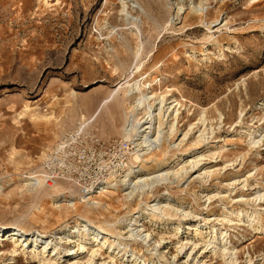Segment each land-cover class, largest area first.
Segmentation results:
<instances>
[{
	"label": "rangeland",
	"instance_id": "obj_1",
	"mask_svg": "<svg viewBox=\"0 0 264 264\" xmlns=\"http://www.w3.org/2000/svg\"><path fill=\"white\" fill-rule=\"evenodd\" d=\"M136 1L147 13L141 16L142 50L138 59L134 58L137 41L125 29L118 0H0V185H4L0 189V225L52 236L61 234L58 230L64 224L70 226L79 220L77 211L86 209L85 202L79 201L73 185L59 180L37 192H27L24 176L37 174L44 154L77 131L81 114L89 119L97 112L81 127L88 143L96 140L110 144L124 139V112L130 113L132 99L123 98L122 93L110 95L133 73V79L142 75L152 91L168 92L172 95L168 100H180L178 133L196 122L197 130L203 113L201 128L219 140L211 149L224 145L213 160L207 157V145L198 150L206 155L201 169L215 166L219 173L185 181L181 186L174 184L170 189L186 210L195 214L192 219L202 224L201 218H208L212 224L220 222L216 218L225 208L257 209L264 226V201L229 200L239 194L245 196L243 199L251 198L256 189L264 188V0H194L195 5L205 3L203 15L188 13L190 0H172L186 10L179 18L174 16L167 30L162 29L174 13L166 0ZM112 27L126 42L108 34ZM138 63L141 66L136 71ZM145 117L139 111L135 123ZM246 126L261 132L258 145H248L247 136L241 133ZM188 147L189 142L183 146ZM229 182L232 184L226 185ZM55 185L76 196L77 211L59 213L52 200L61 188L53 189ZM119 188L115 194L107 192L89 200H99L110 208L93 211L96 223L105 219L114 222L137 206L134 200L124 209ZM156 191L161 193L162 186ZM152 199L150 194L145 197L146 201ZM171 219L181 223L185 231L187 222L194 223L177 215ZM143 225L154 239L164 237L160 250L165 258L152 253L153 244L126 242L130 251L150 264H228L209 250L198 251L197 262L187 259L183 252H177L180 235L173 236L170 225L163 231L161 225L154 227L146 221ZM220 225L234 247L235 253L230 251L236 258L233 264H264V232L252 230L245 222ZM115 233L123 239L128 237L123 231ZM10 248L11 243L5 241L4 250ZM101 253L106 256L104 250ZM102 257L96 256V262ZM8 258L0 254V264H38L27 253L18 254L12 261ZM116 263L129 264L125 257H117ZM137 264H141L139 260Z\"/></svg>",
	"mask_w": 264,
	"mask_h": 264
},
{
	"label": "bare ground",
	"instance_id": "obj_2",
	"mask_svg": "<svg viewBox=\"0 0 264 264\" xmlns=\"http://www.w3.org/2000/svg\"><path fill=\"white\" fill-rule=\"evenodd\" d=\"M118 1L121 6L120 15L126 25L125 29H127L131 37L137 41L138 46L134 51V58L138 59L142 50L141 38L143 19L141 16H145L147 13L136 0ZM179 3L166 0L167 8L171 9L174 14L170 16L165 28L162 30H167V27L172 25L174 16L179 18L180 15L185 12L184 10L186 9ZM204 5V2L195 5L194 0H190L188 13L191 12L196 15H203L206 10ZM134 13H136V15H134ZM116 32L117 29L112 27L108 34L110 36L115 35L120 42H126V38ZM211 39L212 37H209V40ZM140 66V63L135 65L136 71L140 69ZM143 79L142 75L133 79L132 73L122 83L117 84V87L110 95L113 96L122 93L123 98L132 99V105L129 110L130 113L126 115V111L124 112L125 127H122L124 138L131 137V135L135 133V120L139 111L145 114V122L153 124L154 129L152 135H155L154 142H156V145L154 147H146L143 153L134 155V160L138 161L141 165L140 168L137 169L132 176L126 174L119 178L112 191H108V188H102L98 193L91 196L80 197L77 194L79 201L85 202L84 205L86 209L80 211L76 210V196L72 195L73 193L68 194L66 189H62L61 186L55 185L53 189L61 188V191L53 196L55 197V199L52 200L55 208H58L60 214L63 212L66 213L69 210L77 211L79 220L70 226L64 224L63 228L58 230L61 234H54L52 236L41 234L37 230L29 231L17 226L0 225L1 255H7L9 257L8 259L12 261L18 254L27 253L31 259L37 260L38 264H117V257H119L120 260L125 257L129 264H137L138 260L141 264H150L144 258L140 259L138 253L136 254L130 251V243L126 242V240L134 242L139 240L141 244L147 246L153 244L152 248H150V250H154L152 253L158 255L160 258H165L163 251L160 250V245L164 237L159 235L157 240L154 239L151 231H146L144 228L143 222L146 221L151 223L154 227L161 225L160 229L162 231L165 230L166 226L168 227L170 225L171 230H169V232H172V235L177 238L179 235L181 237L182 234H184V236L181 238L179 237L177 241V252H183L187 259H195V262H197L196 254L198 251L201 250L200 253H206V250H209L214 254H220L225 263L233 264L236 262V258L234 257L235 255L230 252L234 251V247L230 246V242L228 241L229 233L223 226H218V223L225 222L228 224L232 221H236L237 223L245 222L252 230H257L260 233L264 232V226L261 224L262 214L257 209L236 210L233 207L225 208L221 216L216 218L217 222H220L211 224L208 218L202 217L201 220L203 223L201 224L198 219H192V216L195 214L191 210H186L180 199L175 198L170 193V189L174 184L181 186L185 181L203 179L204 176L211 177L219 173L215 166H208L207 170L201 169L202 165L205 164L203 160L206 155L198 150L202 149L203 145H207V157L212 159L223 151L224 145L211 149L212 145L219 140L214 137H209L208 129L205 130L204 127L201 128L204 122L203 113L199 116L198 122L201 123V126L197 127V130H195L196 122L189 124L185 131L178 133L177 124L182 103L174 97L168 100L172 96L168 92L163 94L152 91V89L148 88L149 85H146ZM110 96L102 100L100 104L107 102ZM96 113L89 119L84 114H81L77 130L83 131L84 129L81 127L91 122ZM239 116H241V113ZM219 117L221 119V115H219ZM220 119L219 121H221ZM257 131H254L249 126L242 127L241 133L247 136L248 145L250 147L258 145L262 140L261 132L257 133ZM212 132L211 130V133ZM173 137L175 140L170 143ZM211 138H214V140L211 141ZM145 142L146 140L144 139L142 143L145 144ZM188 142V149L183 148ZM139 146H142V144ZM223 167L225 168L226 165ZM39 173L40 168L37 174L24 176L23 187L27 192H37L45 186L49 187L56 184V182L49 185L46 184L44 178L39 176ZM246 181L247 178L243 180V182ZM230 184L232 183H226V185ZM160 186H162L163 191L158 193L156 188ZM243 186H245V183ZM1 187H4V185L1 184L0 189ZM119 187H121L122 191L123 202L121 203H123V208L127 209V204H130L134 200L137 201V206L133 208L132 212H129V214H126L122 218L116 219L114 222L105 219L97 221L98 223H96V217L92 215L93 211L98 209L109 211L110 208L107 206L108 204L99 200H94L92 202H89V200L94 195V197H97L107 192H113L115 194V191L120 189ZM149 194L153 199L151 201H146L145 197ZM244 197V195L239 194L236 198H228H230L229 200H245L244 202L257 204L258 201H264V188L256 189L251 198L243 199ZM207 199L209 201V197ZM64 203L65 206H63ZM232 214L236 219L232 218ZM174 215L190 220L192 219L194 223L190 224V222H187L186 225L188 230H182L181 223L179 224L172 221L171 216ZM119 224H123V227L117 228L116 226ZM65 230L67 231L66 233H64ZM116 230L126 232L128 234L127 239H123L121 234L115 233ZM192 230L193 232H191ZM164 233L165 231L163 234ZM5 241L11 243L10 249L4 250ZM72 243H74L73 246L71 245ZM188 244H190V246L187 248ZM102 250L106 253L104 257L101 256L103 255L101 253ZM148 250L149 249H147V251ZM84 253H86L85 256L81 257ZM96 256L102 257L101 259H97L98 263L96 262ZM261 256H263L262 259H264V253H262ZM128 257H130V259H128ZM105 258H107L108 261H106ZM173 258H175V256ZM247 261L251 262L252 260L249 257ZM198 263H200V261Z\"/></svg>",
	"mask_w": 264,
	"mask_h": 264
},
{
	"label": "built area",
	"instance_id": "obj_3",
	"mask_svg": "<svg viewBox=\"0 0 264 264\" xmlns=\"http://www.w3.org/2000/svg\"><path fill=\"white\" fill-rule=\"evenodd\" d=\"M153 129V124L145 121L135 123L136 131L131 137L110 144L96 140L88 143L81 130L70 132L44 154L39 176L48 185L59 180L70 183L80 197L112 188L119 178L126 174L132 176L140 168L134 160L135 154L156 145Z\"/></svg>",
	"mask_w": 264,
	"mask_h": 264
}]
</instances>
